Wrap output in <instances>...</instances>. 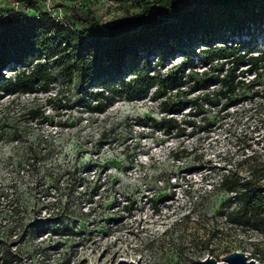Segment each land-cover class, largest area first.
Here are the masks:
<instances>
[{
  "label": "rangeland",
  "instance_id": "rangeland-1",
  "mask_svg": "<svg viewBox=\"0 0 264 264\" xmlns=\"http://www.w3.org/2000/svg\"><path fill=\"white\" fill-rule=\"evenodd\" d=\"M140 1L0 0V27L10 14L46 13L76 30L88 27L87 15L107 28L138 13ZM258 36L256 47L243 38L252 53L264 44ZM179 60L169 57L161 73ZM243 94L225 111L173 114L182 130L171 134L158 100L115 98L97 113L76 79L47 94L0 95V184H15L0 197V264H203L232 252L264 264V225L229 224L237 204L221 187L250 168L264 186V95ZM33 153L42 160L30 180L17 165Z\"/></svg>",
  "mask_w": 264,
  "mask_h": 264
},
{
  "label": "trees",
  "instance_id": "trees-1",
  "mask_svg": "<svg viewBox=\"0 0 264 264\" xmlns=\"http://www.w3.org/2000/svg\"><path fill=\"white\" fill-rule=\"evenodd\" d=\"M138 8L107 28L87 15L88 27L80 30L46 13L38 18L10 14L0 27V95L47 94L56 83L70 85L76 79L78 93L97 113L115 98L158 100L165 134L182 130L173 114L186 108L195 113L203 105H220L225 111L245 98V88L264 95V44L252 53L243 39L250 37L257 46L255 39L264 31V0H143ZM176 54L179 62L161 73ZM41 160L33 153L17 167L27 168L31 180ZM255 170L225 177L221 187L237 204L226 221L260 230L264 186ZM13 187L0 184V197L13 196ZM44 196L52 195L45 191ZM55 205L56 200L48 201L43 208L50 211ZM52 215L43 219L45 225L52 223Z\"/></svg>",
  "mask_w": 264,
  "mask_h": 264
},
{
  "label": "water",
  "instance_id": "water-1",
  "mask_svg": "<svg viewBox=\"0 0 264 264\" xmlns=\"http://www.w3.org/2000/svg\"><path fill=\"white\" fill-rule=\"evenodd\" d=\"M203 264H259L254 260H248V258L241 252H232L220 259L218 262L215 258L207 256L202 261ZM109 264H137L132 261L118 260L116 263ZM140 264V263H139Z\"/></svg>",
  "mask_w": 264,
  "mask_h": 264
},
{
  "label": "built area",
  "instance_id": "built-area-1",
  "mask_svg": "<svg viewBox=\"0 0 264 264\" xmlns=\"http://www.w3.org/2000/svg\"><path fill=\"white\" fill-rule=\"evenodd\" d=\"M62 24H63L64 26H66V25H67L65 22H62Z\"/></svg>",
  "mask_w": 264,
  "mask_h": 264
}]
</instances>
